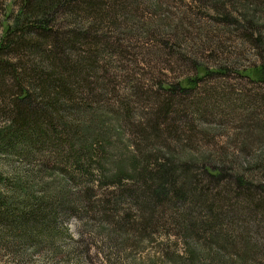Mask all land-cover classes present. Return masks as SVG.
<instances>
[{
  "label": "rangeland",
  "instance_id": "obj_1",
  "mask_svg": "<svg viewBox=\"0 0 264 264\" xmlns=\"http://www.w3.org/2000/svg\"><path fill=\"white\" fill-rule=\"evenodd\" d=\"M124 5L125 13L117 19L120 25L110 33L114 37L109 39L114 50L110 65L104 62L102 72L94 71L101 77L87 94L89 105L73 101L61 111L64 120L77 127L78 145L46 133L40 150L32 155L0 150V175L8 184L1 192L22 181L31 197L44 205L40 210L45 216L36 242L28 236L30 232L18 237L0 226V264H264V253L246 260L235 246L204 242L211 239L200 234L189 236L177 226L175 217L180 216L172 213V207L153 210V204L130 203L124 211L128 214L119 221L107 220L112 213L104 211L111 207L106 200L112 199L105 183L119 174L120 178L131 176L140 185L146 180L143 169L154 158H169L180 173L182 165L201 163L247 174L253 180L264 172V131L258 128L264 124V103L239 98L229 117L222 110H211L215 101H205L202 110L208 114L190 116L183 125L178 120L159 125L165 147L139 134L143 129L151 132V120L142 112L153 106L147 98L150 91H157L154 82L173 84L191 76L194 62L207 71H222L209 73L200 82L221 92L218 103L224 111L229 108L223 105V96L235 101L232 93L251 98L254 92L263 93L264 83L254 82L250 70L264 56V40L255 44L249 36L264 39V0H128ZM16 11V0H0V36ZM5 122L0 113V127ZM168 134L176 138H165ZM88 143L95 161L84 165L86 175L98 176L100 185L90 184V176L71 179L77 174L65 163L74 161L76 149ZM196 170L190 174H197ZM130 184L126 181V188ZM90 186L92 195L87 198ZM62 194L66 201L56 203ZM74 198L81 204H75ZM55 204L61 207L53 214ZM168 204L175 206L179 200L171 197ZM232 207L237 213V207ZM255 222L247 225L249 229H254ZM262 245L260 252H264V241Z\"/></svg>",
  "mask_w": 264,
  "mask_h": 264
},
{
  "label": "trees",
  "instance_id": "obj_2",
  "mask_svg": "<svg viewBox=\"0 0 264 264\" xmlns=\"http://www.w3.org/2000/svg\"><path fill=\"white\" fill-rule=\"evenodd\" d=\"M126 1L128 0H16L17 11L0 36V113L6 121L0 127L1 151L32 155L40 150L46 133L53 134L59 140L65 138V141H74L78 145L80 140H76L79 135L77 127L70 119L64 120L61 111L73 101H78L81 106L89 105L87 94L98 86L97 79L101 77L94 71L102 72L104 66L110 65V56L114 51L109 43L114 38H111L110 33L120 25L117 19L124 15L126 6L122 5ZM249 39H253L255 44L263 43L264 40L258 34L254 37L251 34ZM194 69L193 75L173 84L154 82L157 91H150L147 98L148 103L151 102L153 106L149 110H142L151 120V132L145 129L139 132L145 140L154 138V144L167 146L165 142H161L163 131L159 125H170L171 120H178V123L181 121L183 125V121L190 116L208 114L202 110L205 101H215L211 103V110L216 113L222 110L229 117H232L230 111L236 110L234 102L239 98L247 101L246 103H264L263 88V93L254 92V98L232 93L235 101H230V96L229 99L225 96L222 98L223 105L229 108L224 111L218 103L221 92L201 83L209 73L222 71H207L204 67H198L195 62ZM250 71L252 79L256 81L250 80L251 77L245 73L249 77L247 79L244 76L247 81L264 83V56L259 57L257 66ZM171 128H176V124H171ZM258 128L263 132L264 124ZM169 136L176 138L170 134L165 138ZM90 145L92 146L88 143L78 147V157L70 163L65 162L77 174L71 179L81 180L90 176L86 175L84 167H89L95 161L94 154L88 150ZM168 160L170 159L151 160L149 168L143 169L146 180H141V187L131 176L120 178L115 173L118 176L111 177L110 182L105 183L110 188L107 193L112 197L106 200L110 209H104L112 213L111 217L106 216L107 220L111 218L119 221L124 214H128L124 211L130 208V203L137 206L141 203L153 204V210L172 207V213L180 216L175 217L178 220L177 226L189 236L200 234L211 239L204 242L224 244L227 248L228 245L235 246L234 249L241 250L239 253L244 256L242 259L262 257L260 255L264 252H260V247H263L264 241V172L257 180H253L247 174L244 176L228 168L208 167L201 163L198 167L182 165L180 173ZM195 169L199 172L190 174ZM198 174L205 180H199ZM92 179L94 178L90 176V184H101L98 176ZM147 180H150V184H146ZM126 181L131 183L128 188L125 186ZM13 183L8 186L6 193H2L1 187L8 184L0 175V226L4 227L5 232L15 233L18 237H21L18 234L25 231L28 234L30 232L28 236L36 242L40 222L45 220L40 210L44 205L37 198L31 197L22 181ZM91 188H86L90 191L87 198L92 195ZM58 195L56 193L55 197L58 198ZM171 197L177 198L179 204H168ZM134 198L139 201L135 202ZM61 199L62 203L66 201L65 194L60 195L56 203ZM73 202L77 204L79 200L74 198ZM58 204L53 207L50 205L53 214L61 207ZM233 205L237 207V213ZM82 207L84 206L81 205ZM250 222H255L254 229L247 226ZM33 233L36 238L31 237Z\"/></svg>",
  "mask_w": 264,
  "mask_h": 264
}]
</instances>
